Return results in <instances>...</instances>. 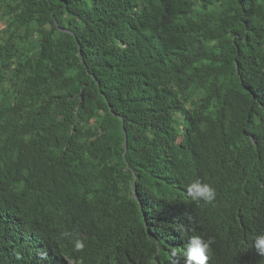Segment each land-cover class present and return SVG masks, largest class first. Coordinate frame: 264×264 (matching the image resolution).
Instances as JSON below:
<instances>
[{
  "label": "trees",
  "instance_id": "1",
  "mask_svg": "<svg viewBox=\"0 0 264 264\" xmlns=\"http://www.w3.org/2000/svg\"><path fill=\"white\" fill-rule=\"evenodd\" d=\"M196 178L223 183L256 236L264 0H0V264H57L84 209L92 264H184L181 224L206 239L218 219L193 220ZM15 199L50 217L32 238L4 216Z\"/></svg>",
  "mask_w": 264,
  "mask_h": 264
},
{
  "label": "clouds",
  "instance_id": "2",
  "mask_svg": "<svg viewBox=\"0 0 264 264\" xmlns=\"http://www.w3.org/2000/svg\"><path fill=\"white\" fill-rule=\"evenodd\" d=\"M245 185L249 193L252 189ZM224 186L219 183L216 192L211 184L199 178L187 185V198L203 204L202 211L193 214V220L204 222L208 228L213 214H216L218 219L213 235L206 239L202 235L190 236L189 232L194 227L192 223L181 224L185 226L183 235H187L188 239V243L180 252L184 264H264V224L256 236L247 234L238 215L240 205L231 204L232 195H226ZM237 191L245 193L242 187H238ZM26 201L27 199H15L3 212L4 216L9 218L10 228H13L19 239L32 238L34 228L50 218L43 215L39 222H36L31 216L20 211ZM92 215L91 211L84 209L73 214L68 223L60 218L66 225V240L56 241L54 253L57 264H92L94 258L104 255L100 251L103 244L101 234L98 228L94 229L92 226L95 217ZM82 248L85 249L84 252ZM213 252L216 257L212 256Z\"/></svg>",
  "mask_w": 264,
  "mask_h": 264
}]
</instances>
